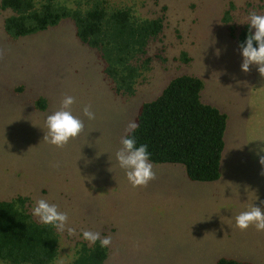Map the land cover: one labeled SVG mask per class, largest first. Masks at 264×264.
Returning a JSON list of instances; mask_svg holds the SVG:
<instances>
[{"label": "rangeland", "instance_id": "1", "mask_svg": "<svg viewBox=\"0 0 264 264\" xmlns=\"http://www.w3.org/2000/svg\"><path fill=\"white\" fill-rule=\"evenodd\" d=\"M109 1L141 18L166 16L132 96L116 94L97 50L78 38L71 19L14 38L4 27L8 12H0V199L26 196L31 213L45 199L68 213L76 234L59 232L53 264H72L83 244L93 245L85 230L111 237L104 264H264V232L235 227L242 211L264 209V166L256 154L264 141H252L264 139V79L255 66L241 70L238 43L249 14H264V2ZM185 74L201 78L202 101L228 117L220 175L193 181L184 165L150 161L156 179L133 188L115 159L126 128L142 104ZM66 95L75 98L71 111L85 128L57 149L44 141L45 122ZM88 105L94 120L83 115Z\"/></svg>", "mask_w": 264, "mask_h": 264}, {"label": "trees", "instance_id": "2", "mask_svg": "<svg viewBox=\"0 0 264 264\" xmlns=\"http://www.w3.org/2000/svg\"><path fill=\"white\" fill-rule=\"evenodd\" d=\"M71 1L0 0V12H8L5 30L17 38L71 19L78 38L97 50L116 94L132 96L150 68V46L162 40L166 16L141 18L131 7L109 0H77L75 7ZM248 33L242 31L239 45ZM203 88L197 76L175 77L160 96L142 104L138 127L125 136L134 137L137 146L147 145L150 161L184 165L189 179L214 181L220 175L228 117L202 101ZM28 201L26 196L0 199V262L53 264L60 252L59 232L36 220ZM108 253L99 241L83 244L72 264H104ZM218 264L251 263L222 258Z\"/></svg>", "mask_w": 264, "mask_h": 264}, {"label": "clouds", "instance_id": "3", "mask_svg": "<svg viewBox=\"0 0 264 264\" xmlns=\"http://www.w3.org/2000/svg\"><path fill=\"white\" fill-rule=\"evenodd\" d=\"M247 23L249 33L245 42L239 45L240 54L243 58L241 70L247 74L255 66L260 77L264 79V14L251 12L247 18ZM3 55V50H0V58H3ZM74 103L75 98L66 95L61 101L59 110L46 118L47 131L44 141L57 149H64L71 140L78 138L84 131V122L72 114L71 107ZM83 115L89 120L95 119V113L91 111L90 105L83 108ZM137 127L138 124L130 122L126 132H132ZM257 140L264 141V139L252 141ZM261 152H264V146L256 151L260 164L264 166V155H261ZM115 159L119 167L125 171L127 180L133 188L147 187L150 181L156 179V173L153 171L152 163H150L147 145L137 146L136 139L132 136H125L121 139V147L116 151ZM56 167H59V164ZM32 215L37 217L41 224L51 226L60 233L67 232L69 236L76 234V229L69 226L68 213L60 211L56 204H50L45 199H39L35 202ZM235 221V227L241 231L254 227L257 231L264 232V209L252 206L236 215ZM82 237L93 245L99 241L102 248H107L112 243L110 236L101 238L99 232L90 230L83 231ZM60 264H63V261Z\"/></svg>", "mask_w": 264, "mask_h": 264}]
</instances>
